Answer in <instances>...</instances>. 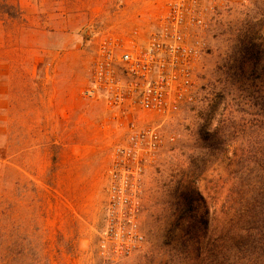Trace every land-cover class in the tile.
<instances>
[{"label": "rangeland", "instance_id": "rangeland-1", "mask_svg": "<svg viewBox=\"0 0 264 264\" xmlns=\"http://www.w3.org/2000/svg\"><path fill=\"white\" fill-rule=\"evenodd\" d=\"M4 1L18 15L0 13V264H219L236 162L262 117L264 0L208 12L193 100L161 121L165 140L144 175V242L113 261L97 245L109 153L124 130L83 89L97 38L145 32L166 0ZM246 33L259 58L243 60L239 91L231 64ZM185 192L193 210L178 218Z\"/></svg>", "mask_w": 264, "mask_h": 264}, {"label": "built area", "instance_id": "built-area-1", "mask_svg": "<svg viewBox=\"0 0 264 264\" xmlns=\"http://www.w3.org/2000/svg\"><path fill=\"white\" fill-rule=\"evenodd\" d=\"M229 0H166L145 32H106L94 43L85 97L100 99L124 130L109 153L99 254L117 260L140 248L143 179L165 136L161 121L193 100L207 14ZM170 139H173L170 137Z\"/></svg>", "mask_w": 264, "mask_h": 264}, {"label": "trees", "instance_id": "trees-1", "mask_svg": "<svg viewBox=\"0 0 264 264\" xmlns=\"http://www.w3.org/2000/svg\"><path fill=\"white\" fill-rule=\"evenodd\" d=\"M0 13L7 17H16L18 11L14 4L4 0L0 2ZM245 50H240V63L235 60L231 64L233 75L239 82V88L243 85L244 73L243 60H253L255 63L259 55L255 49L256 43L253 36L244 34ZM245 58V59H244ZM251 87H254L251 84ZM241 91V88L240 90ZM255 93V89L250 92ZM241 93L238 94V97ZM264 99V98H263ZM262 110L261 119L255 120L251 126V136L254 137L249 153L250 156L244 162L237 160L238 169L230 185V197L233 207V218L229 231L222 234L223 243L220 245L221 262L219 264H264V101L260 104ZM192 194H182L180 216H190L192 207ZM207 227V224L204 223ZM194 224H188L193 228ZM189 230H185L188 233ZM228 243V245H227ZM211 253V252H209ZM208 256L212 255L209 254Z\"/></svg>", "mask_w": 264, "mask_h": 264}]
</instances>
